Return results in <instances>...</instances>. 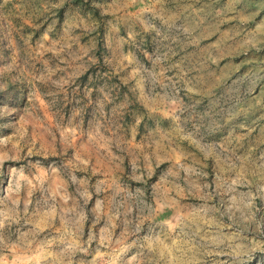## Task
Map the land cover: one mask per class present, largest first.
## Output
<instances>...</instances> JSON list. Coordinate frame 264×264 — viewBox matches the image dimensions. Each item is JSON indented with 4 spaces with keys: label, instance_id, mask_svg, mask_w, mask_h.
Instances as JSON below:
<instances>
[{
    "label": "rangeland",
    "instance_id": "obj_1",
    "mask_svg": "<svg viewBox=\"0 0 264 264\" xmlns=\"http://www.w3.org/2000/svg\"><path fill=\"white\" fill-rule=\"evenodd\" d=\"M0 264H264V0H0Z\"/></svg>",
    "mask_w": 264,
    "mask_h": 264
}]
</instances>
